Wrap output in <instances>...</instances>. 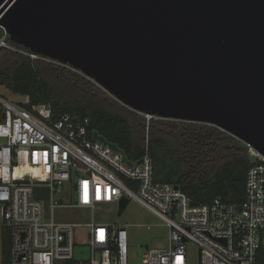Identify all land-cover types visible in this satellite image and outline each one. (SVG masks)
Here are the masks:
<instances>
[{
  "label": "built area",
  "instance_id": "2783aa9c",
  "mask_svg": "<svg viewBox=\"0 0 264 264\" xmlns=\"http://www.w3.org/2000/svg\"><path fill=\"white\" fill-rule=\"evenodd\" d=\"M0 27V48L65 65L17 48ZM89 124V117L56 114L30 95L14 101L0 94V264H189L188 241L199 246V264H263L264 155L246 143L252 165L242 204L193 203L178 186L154 180L148 147L129 164L126 153L94 138ZM36 187H47L49 196L35 197ZM124 197L169 228V246L149 245L139 263L130 262L127 224L96 219ZM71 209L90 221L56 220V210ZM79 228L88 230V242L79 241ZM78 245L89 246V259H75Z\"/></svg>",
  "mask_w": 264,
  "mask_h": 264
},
{
  "label": "water",
  "instance_id": "95a60500",
  "mask_svg": "<svg viewBox=\"0 0 264 264\" xmlns=\"http://www.w3.org/2000/svg\"><path fill=\"white\" fill-rule=\"evenodd\" d=\"M0 25L133 110L216 126L264 155V0H0Z\"/></svg>",
  "mask_w": 264,
  "mask_h": 264
},
{
  "label": "trees",
  "instance_id": "16d2710c",
  "mask_svg": "<svg viewBox=\"0 0 264 264\" xmlns=\"http://www.w3.org/2000/svg\"><path fill=\"white\" fill-rule=\"evenodd\" d=\"M3 32L0 27V36ZM7 40L34 52L9 36ZM65 65L1 47L0 86L20 96L30 95L33 103H49L56 114L75 112L89 117V130L116 143L131 160L142 158L148 147L154 180L178 186L195 202L221 198L242 204L252 165L245 142L210 124L148 120L145 112L129 108L92 78Z\"/></svg>",
  "mask_w": 264,
  "mask_h": 264
},
{
  "label": "rangeland",
  "instance_id": "374dc122",
  "mask_svg": "<svg viewBox=\"0 0 264 264\" xmlns=\"http://www.w3.org/2000/svg\"><path fill=\"white\" fill-rule=\"evenodd\" d=\"M51 62V61H48ZM55 63V62H52ZM58 64V63H55ZM61 65V64H60ZM0 94L14 101L20 100L21 96L14 94L5 86H0ZM146 116V115H145ZM146 118L149 120L151 118ZM56 220L85 223L90 221V217L81 210H56ZM96 219L102 222L115 224H127L129 237L130 262L139 263L144 252L145 244L155 247H168L169 228L164 221L153 211L131 199L126 207L121 208L119 203H113L104 207L96 214ZM77 237L80 242H88V230L79 228ZM188 263L199 264V246L193 241L187 242Z\"/></svg>",
  "mask_w": 264,
  "mask_h": 264
}]
</instances>
